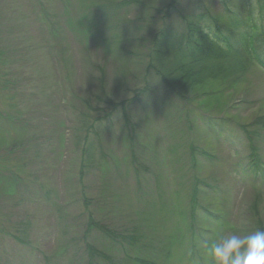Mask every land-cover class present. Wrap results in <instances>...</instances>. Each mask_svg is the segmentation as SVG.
<instances>
[{"label":"rangeland","instance_id":"1","mask_svg":"<svg viewBox=\"0 0 264 264\" xmlns=\"http://www.w3.org/2000/svg\"><path fill=\"white\" fill-rule=\"evenodd\" d=\"M171 1L0 0V264H86V242L123 264H211L205 241L264 228V69L184 100L155 88L153 34L222 15Z\"/></svg>","mask_w":264,"mask_h":264},{"label":"trees","instance_id":"2","mask_svg":"<svg viewBox=\"0 0 264 264\" xmlns=\"http://www.w3.org/2000/svg\"><path fill=\"white\" fill-rule=\"evenodd\" d=\"M216 1L222 10L220 17L203 10L195 19L183 20V30L178 35L163 29L153 34L146 71L150 79L154 77L157 81L155 88L184 100L198 92L207 95L225 84L233 86L245 78L244 72L250 68L264 69V0ZM95 104L98 110L101 105L111 107L113 102L102 99L95 100ZM114 112L121 109L116 108ZM92 114L91 111L84 114L83 124L93 125ZM252 123L255 128L264 129V116L254 118ZM254 155L252 151L251 157ZM259 166L251 164L252 171L256 172ZM194 206H197L195 198L191 199L190 211L193 212ZM104 233L119 245H143L134 230ZM84 253L86 264H123L122 260L114 259L88 242L84 244Z\"/></svg>","mask_w":264,"mask_h":264},{"label":"clouds","instance_id":"3","mask_svg":"<svg viewBox=\"0 0 264 264\" xmlns=\"http://www.w3.org/2000/svg\"><path fill=\"white\" fill-rule=\"evenodd\" d=\"M204 255L211 264H264V228L243 236L225 233L205 241Z\"/></svg>","mask_w":264,"mask_h":264}]
</instances>
